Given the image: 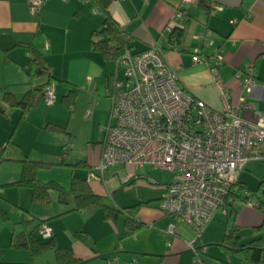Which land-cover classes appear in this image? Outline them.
<instances>
[{"label":"crops","instance_id":"1","mask_svg":"<svg viewBox=\"0 0 264 264\" xmlns=\"http://www.w3.org/2000/svg\"><path fill=\"white\" fill-rule=\"evenodd\" d=\"M30 1L0 0V113L7 116L10 114L9 110L17 109L15 113L20 121L26 118V121L36 122L42 130L48 123L64 124L62 119H57L55 109L58 108L54 107L56 100L53 104L46 103L47 106H44L43 97L39 107L30 110L24 117L19 107H8L5 101L6 92L22 99L32 86L48 80L46 76L31 82L26 74L24 68L30 58L27 44H33L46 56L56 99L71 91H83L89 101L96 96L103 97L106 93V97L112 102L108 91L116 81V61L106 59L91 44L92 32L104 21L103 13L90 0H44L39 12L32 13ZM209 1V8H206L200 6L197 0L191 4H184L183 0H112L110 13L127 34L133 51L140 52L151 46L160 47L166 62L175 71L185 90L220 109L221 89L213 73L217 69L221 84L231 94L232 104L240 105L241 99L245 97L248 104L254 105V109H243L241 116L246 122L255 123L256 113L264 112V0ZM179 9H184L185 14L176 27L181 34L174 42L167 26ZM202 35H205V39L201 38ZM217 56L221 57L220 64L216 61ZM196 57L206 61L197 62ZM250 75L258 85L251 94L246 92L242 84L243 79ZM118 76L122 74L118 73ZM103 140L104 137L100 143ZM15 144L18 147L15 150L22 156L18 159H31L18 141ZM63 159L60 156L54 163L62 164ZM84 165L93 167L88 157ZM126 167L128 172L136 171L131 166ZM41 174L43 173L40 171L39 178L46 180ZM56 179L52 178L67 188L66 183ZM15 180L17 179L12 182ZM89 184L103 197L101 188L90 180ZM140 202L146 201L140 199ZM235 202L234 219L239 215ZM61 205L59 208L54 206L43 211L33 205L20 207L27 212L29 209L31 215L43 220L52 229L57 244L71 248L81 260L80 264H196L190 248L194 231L185 223L176 221L175 234L169 236L165 228L170 219L166 224L163 220L159 221L162 216L155 210L147 211L148 206L136 216L146 227L134 237H129L130 240L126 238L121 243L119 239L123 225L104 221L93 230L84 223L68 224L67 227L65 223L62 229L56 225L58 220H53V225H50V219H63L66 214L86 211H72L74 203ZM240 213H243V223H234L240 227H256L263 220V214L249 206H244ZM210 227L211 225L204 230L198 244H204L202 238L220 242L232 226L225 229L222 237L217 231L219 237L216 239L213 237L216 236L215 232ZM77 231L88 233L89 240L83 242L76 238ZM15 234L16 231L9 235L6 231H0L3 264H59L54 251H46L33 257L28 250L12 248L10 244ZM255 235L256 233L247 236L241 234L245 241ZM205 254H208L207 251ZM232 257L220 259L232 261ZM222 264L227 263L223 261Z\"/></svg>","mask_w":264,"mask_h":264},{"label":"built area","instance_id":"2","mask_svg":"<svg viewBox=\"0 0 264 264\" xmlns=\"http://www.w3.org/2000/svg\"><path fill=\"white\" fill-rule=\"evenodd\" d=\"M195 2L183 0L184 4ZM43 3L44 0H31V12H39ZM184 14V9L177 10L167 30L172 32ZM201 38L205 39V35ZM195 60L206 61L200 57ZM115 61L117 77L108 91L112 99L111 122L102 141L101 164L89 173L88 180L116 165L136 170L150 165L174 172L175 179L163 185L161 208L170 217L165 230L174 235L176 221L190 226L195 232L190 243L194 261L204 264L197 246L201 234L218 209L227 211L226 198L231 191H238L237 182L247 164L264 162V112L256 113L255 123L246 122L241 112L254 109V105L248 104L245 97L240 105L232 104L217 69L213 73L221 89L222 107L216 109L193 96L180 83L158 46L140 52L128 48ZM216 61L220 64L221 57L217 56ZM242 84L249 94L258 86L251 75ZM44 97L48 104L55 102L52 84L45 87ZM249 204L256 206L257 202ZM39 230L44 238L53 236L46 223Z\"/></svg>","mask_w":264,"mask_h":264},{"label":"rangeland","instance_id":"3","mask_svg":"<svg viewBox=\"0 0 264 264\" xmlns=\"http://www.w3.org/2000/svg\"><path fill=\"white\" fill-rule=\"evenodd\" d=\"M62 96L60 95L57 99L55 98L57 103L54 107L58 108V110L55 109L57 119L63 120V126L67 127L68 133H57L45 128L42 130L36 122L26 121V118L20 121L17 113H15L17 109L9 110L10 116H5L0 113V149L5 148L2 155L6 158L5 161L0 163V231H6L8 235L15 231L18 234V231L23 228L21 223L23 214L34 217L29 213L31 211L28 208L27 212L20 205L27 207L33 205L41 208V211L54 208V206L57 208L62 206L59 201V192L57 189L51 190V200L49 203L41 204L33 200L31 188L12 185L13 182L21 177L23 170V163L20 161L21 159H18L22 156L15 150L18 148L17 144H15L16 141L21 144L31 159L50 161L51 165L39 166L38 168V174L41 171L43 173L41 175L47 178L46 180L40 178L42 181L48 183L51 181L57 182V179H61L63 183H66L67 189L71 185L73 174L77 173L79 176L88 177L89 173L101 164L102 143L100 141L104 137V128L108 127L111 122L112 102L106 97V93L105 95L103 94V97L96 96L93 100L89 101L82 91L77 93L75 103L72 107H68L63 102ZM43 101L44 106H47L46 100L43 99ZM1 102L2 100L0 99ZM96 102L99 104H95ZM60 156L64 158L63 163H54L57 162L56 159ZM86 157L93 163V167L78 165L81 161L85 162ZM52 161L53 163H51ZM129 176L136 178V180L132 181L130 179L131 181L126 182ZM175 176V173L172 171L155 169L150 165H147L144 170L137 169L135 172H128V168L124 165H116L107 169L104 174L90 176V182L103 190V202L110 206L123 209L129 205H136V201L139 204L140 199L145 201L152 200L151 204H140L136 207V213H140V210L148 206L146 208L147 211L155 210L158 215L162 216L159 221L163 220L166 224L170 217L161 208L162 201L158 198L163 197L165 193V190L161 189V184L171 183L175 179ZM52 178H57V181L52 180ZM14 179L17 180L12 182ZM240 180L244 181L248 186L242 192L243 199H237L235 202V207L239 215L234 219V212L231 213L228 209L224 213L223 208L218 209L209 224L211 225V230L215 232L214 235L216 236H213L215 237L214 239L219 237L217 231L220 232L222 237L227 227L233 226L235 222L243 223V213L240 212L244 206L252 207L263 214L259 208L249 203L257 202V195L254 192L255 189H259L258 193L263 194L264 162H249L241 173ZM248 191L251 192L249 198L247 196ZM262 197L264 198L263 195ZM70 214H66L65 216L67 217L63 216V219H61L62 217H57L56 219L48 220V222L50 224L53 220H58L56 225L61 226L62 229L63 226L65 227V223L66 227L68 224L75 225L77 223H84L93 230L104 221L122 226L125 218V214H121L117 221L105 219L101 207L92 212L84 211L83 213L79 211ZM240 233L243 236H247L256 233V229L252 226H244L241 227ZM36 234L40 239H44L39 229L36 230ZM203 234H201V237ZM130 239L127 238V240ZM205 239L202 238V241L206 244L205 246L203 243L199 244V246H204V250L208 253L205 254L203 250H200L204 264H208L209 262L212 264H222L225 260L220 259V257L227 256L223 247L220 245L222 240L220 242L214 240L210 242ZM118 243L120 242L118 241ZM192 254L193 259H196L193 251ZM235 258L233 256L232 261H238Z\"/></svg>","mask_w":264,"mask_h":264},{"label":"trees","instance_id":"4","mask_svg":"<svg viewBox=\"0 0 264 264\" xmlns=\"http://www.w3.org/2000/svg\"><path fill=\"white\" fill-rule=\"evenodd\" d=\"M95 7L103 13L104 21L97 29L92 32L91 44L94 50L100 52L106 59L116 60L124 54L126 49L130 48L129 38L124 32L120 24L113 18L110 13V5L112 0H90ZM202 7L209 8V0H197ZM181 31L176 28L171 32V36L175 39L174 42L180 36ZM27 49L30 53V58L27 66L24 68L26 74L30 78L31 82L48 76V80L45 83L34 85L23 96L22 99H18L11 92L5 93V101L8 107H19L22 111V117H24L30 110L36 108L41 103L44 97V89L46 86L51 85L53 80L50 76V69L47 64L46 56L37 49L33 44H27ZM77 97V91H71L69 94L63 97V102L66 106L72 107ZM57 133H68L67 127L55 123H48L45 126ZM5 148L0 149V163L6 160L2 155ZM23 163V170L21 177L12 183V185L29 187L32 189L33 200L36 203L46 204L51 200V190L57 189L59 192V201L64 204L74 203V209L72 210H86L95 211L101 207L104 213L105 219L117 221L121 214H125L121 237L119 239L122 242L124 239L133 237L143 228L146 224L137 219L136 207L140 204H150L152 200L146 202H140L139 204L127 206L125 208H119L107 205L103 202V197L97 194L89 184L88 177H80L73 175L71 185L67 189L57 182H45L38 177L39 166L51 165L44 161H35L27 157L20 160ZM63 163V162H61ZM78 165H84L81 161ZM132 181L136 180L131 177ZM127 180L129 182L131 180ZM162 190H164L161 184ZM247 184L240 179L237 182L238 191L233 190L226 198L224 207L232 213L233 202L242 198V192L247 188ZM254 192L257 195L256 207L263 212V220L261 224L255 227L256 235L254 238L245 241L240 235L241 227L237 224L227 230L220 245L223 247L227 256H235L238 261L232 262L229 259L225 260L227 264H264V190L263 194H259V189H255ZM162 197L159 198V200ZM21 223L23 229L18 234L12 237L10 246L15 249H24L30 251L31 255L37 256L46 251H54L59 264H80L81 260L77 258L71 248L61 247L57 244L56 240L52 237L44 238L41 240L36 234V230L44 223L36 217H29L23 214ZM75 236L87 242L89 235L85 231H77ZM198 248L205 249L204 246ZM3 250L0 248V264ZM206 253V250L204 251Z\"/></svg>","mask_w":264,"mask_h":264}]
</instances>
